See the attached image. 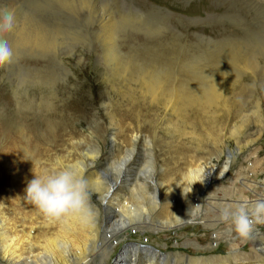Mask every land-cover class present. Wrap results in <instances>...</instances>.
Returning <instances> with one entry per match:
<instances>
[{
  "label": "rangeland",
  "instance_id": "1",
  "mask_svg": "<svg viewBox=\"0 0 264 264\" xmlns=\"http://www.w3.org/2000/svg\"><path fill=\"white\" fill-rule=\"evenodd\" d=\"M9 12L14 28L0 34L14 52L0 67L4 243L21 236L37 253L59 228L25 195L33 174L79 164L88 181L97 177L91 195H112L111 210L91 198L101 236L107 217L129 208L171 217L169 196L193 184L186 172L216 164L227 171L204 183V223L138 225L128 240L165 255L153 264H264V225L244 240L220 219L225 207L264 199V0H0V15ZM123 243L103 256V244L91 249L90 264H112ZM137 264H146L141 252Z\"/></svg>",
  "mask_w": 264,
  "mask_h": 264
},
{
  "label": "bare ground",
  "instance_id": "2",
  "mask_svg": "<svg viewBox=\"0 0 264 264\" xmlns=\"http://www.w3.org/2000/svg\"><path fill=\"white\" fill-rule=\"evenodd\" d=\"M155 91L156 88L153 87L150 88L149 92H153L152 96H154ZM168 103L173 104V102L170 100L168 101ZM110 142L111 145H114L116 143L114 136L111 137ZM135 142H137V140H135L134 143ZM131 158L132 156H130L127 161H129ZM216 166V164H203L197 168H190L188 172H186V177L192 181V186L195 185V188L193 189V187L191 186L190 190H188L186 193L184 192L185 194L178 195L176 197V201L175 198L172 201V195L169 196V202H167V205L173 208V215H169L171 217L150 221V217L149 215H147L149 214V212L147 208H145V206H141L137 211H134L133 208H129L127 209L129 211L126 210V212H124L123 214L119 212V215L116 216V219L112 215L107 217L106 222L103 224L102 230L100 231L101 236L98 235L99 226L96 222L92 226L85 227L79 221L67 218L58 221L59 228L54 234L48 233L42 236L43 241L41 244L38 243L39 251L37 253H34L33 245L31 243L25 244L24 241L26 240L21 239V236H15L13 239L9 240L10 242L8 244L4 243V238L1 237L0 244L4 243V245H0L2 260L1 264H90L91 257L89 258L87 252H89L91 249H95L96 246H100L103 244V247L100 248V250L102 249L101 251L103 256L105 252L108 253L109 251H112L123 241H125V243H123L118 255L116 256V259L112 264H137L140 252L146 258V264H153L157 257L164 258L165 255L159 253L155 249L144 246L143 244L129 241V234L132 231H135L138 228L136 227L138 225H142L145 230L150 229L147 227H153L155 231L157 230V228L159 231V229H180L181 227L188 226L190 224L193 225L197 223H204L199 219L201 202L202 200H205V197L203 195L205 191L204 183L207 181L210 184V182L222 178L227 171V167L224 168V166H221L222 168H219ZM216 168H219L218 172H216L218 170H216ZM88 178H90V185L95 190L99 189V182L95 180L97 177L91 174V177L89 176ZM190 191L192 192L189 193ZM195 191L196 193H194ZM111 197L112 195L110 194V192H107L105 195H91V198L101 201L102 205H105L108 210L112 209L108 204ZM192 198H195L196 201H198L195 208L187 206L190 205L189 203H191ZM241 201L243 202L248 200ZM126 206L127 205H125V207ZM183 207H185L186 211H182ZM149 211L151 210L149 209ZM50 221L51 220H48L46 223L48 224V226L51 223ZM28 235L29 233H27V236ZM100 250H98L99 253L101 252ZM97 263L98 262H96V264Z\"/></svg>",
  "mask_w": 264,
  "mask_h": 264
},
{
  "label": "clouds",
  "instance_id": "3",
  "mask_svg": "<svg viewBox=\"0 0 264 264\" xmlns=\"http://www.w3.org/2000/svg\"><path fill=\"white\" fill-rule=\"evenodd\" d=\"M15 25L14 15H0V34L9 33ZM14 52L9 40L0 35V67L11 64ZM30 202L49 220L67 218L92 226L97 210L91 203L89 181L79 164L58 167L42 174H33L25 189ZM222 222L230 223L234 232L244 240L251 238L257 225H264V199L243 201L221 210Z\"/></svg>",
  "mask_w": 264,
  "mask_h": 264
}]
</instances>
